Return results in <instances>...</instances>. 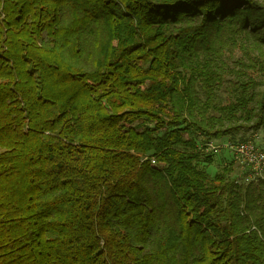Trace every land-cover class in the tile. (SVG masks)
<instances>
[{"label":"trees","instance_id":"16d2710c","mask_svg":"<svg viewBox=\"0 0 264 264\" xmlns=\"http://www.w3.org/2000/svg\"><path fill=\"white\" fill-rule=\"evenodd\" d=\"M236 43L263 2L0 0V264H264V182L205 169L264 126Z\"/></svg>","mask_w":264,"mask_h":264},{"label":"rangeland","instance_id":"374dc122","mask_svg":"<svg viewBox=\"0 0 264 264\" xmlns=\"http://www.w3.org/2000/svg\"><path fill=\"white\" fill-rule=\"evenodd\" d=\"M259 1L264 3V0H259ZM225 54H226V56H225V62H226L225 78L226 79H232L233 78L232 71L242 70V71H246L250 76H252L256 80L264 81V73H259L258 71L253 69L252 65L247 63V61L244 59V57L242 55V51H241V48L238 45V43L232 45V48H230L229 52H226ZM151 68L154 70H158L157 65L154 63L151 64ZM216 94H217L218 101H220L222 103H227L228 100L232 99V94H231L230 89H229V83L225 82V83H223V85L218 86L216 89ZM253 133L254 134L256 133V135H257V138H258L257 139V145L260 148L264 149V126L256 132H248L244 135H242V133H241L240 134L241 136L238 135V137L240 136L242 138H246L248 136H251ZM200 152L202 155L205 154V152H202V151H200ZM205 155H210V153L205 154ZM212 158H213V163L210 166L205 167V163L202 161L199 163L201 167H205L209 179H212L214 177V174L217 171L221 172V169L223 167L229 165V163L232 161L231 154L225 150L221 151L219 153H215L212 156ZM232 168H233V171L229 175V177L234 179L238 183H240L241 182V175H240L238 168H236L234 166V164H233Z\"/></svg>","mask_w":264,"mask_h":264},{"label":"built area","instance_id":"2783aa9c","mask_svg":"<svg viewBox=\"0 0 264 264\" xmlns=\"http://www.w3.org/2000/svg\"><path fill=\"white\" fill-rule=\"evenodd\" d=\"M256 133L236 141H209L203 149L209 153L227 151L238 168L242 184L264 182V149L257 145ZM154 163V161H152Z\"/></svg>","mask_w":264,"mask_h":264}]
</instances>
